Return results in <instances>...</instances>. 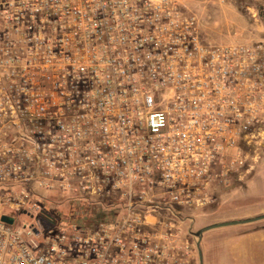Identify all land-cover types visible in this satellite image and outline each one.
I'll return each mask as SVG.
<instances>
[{
    "label": "built area",
    "instance_id": "obj_1",
    "mask_svg": "<svg viewBox=\"0 0 264 264\" xmlns=\"http://www.w3.org/2000/svg\"><path fill=\"white\" fill-rule=\"evenodd\" d=\"M203 23L191 0H0V264H194L186 221L264 139V37Z\"/></svg>",
    "mask_w": 264,
    "mask_h": 264
},
{
    "label": "rangeland",
    "instance_id": "obj_2",
    "mask_svg": "<svg viewBox=\"0 0 264 264\" xmlns=\"http://www.w3.org/2000/svg\"><path fill=\"white\" fill-rule=\"evenodd\" d=\"M191 4L203 18L204 33L213 43H247L257 41L255 36L264 37V14L255 20L240 2L219 6L215 0H191ZM249 154L254 167L243 172L241 179L233 178L228 186L219 188L216 204L186 221L189 237L195 245V232L204 226L221 222L220 219L227 216L264 209V139H260ZM44 203L65 209L68 202L57 198ZM14 221L15 216L8 223ZM201 248L204 264H264V219L206 231ZM194 264H200L197 246Z\"/></svg>",
    "mask_w": 264,
    "mask_h": 264
},
{
    "label": "water",
    "instance_id": "obj_3",
    "mask_svg": "<svg viewBox=\"0 0 264 264\" xmlns=\"http://www.w3.org/2000/svg\"><path fill=\"white\" fill-rule=\"evenodd\" d=\"M12 219H13V217L8 216V215H3L2 216V220L6 221V222H12ZM261 219H264V214H260V215L249 217V218L234 219V220H226V221L216 222V223L209 224V225L204 226L203 228L199 229L197 232H195V236L197 237L196 246H197V249H198L200 264H204L203 251H202V248H201V240H202V237H203V233L205 231H208V230H211V229H214V228H218V227L228 226V225L250 223V222L258 221V220H261Z\"/></svg>",
    "mask_w": 264,
    "mask_h": 264
},
{
    "label": "crops",
    "instance_id": "obj_4",
    "mask_svg": "<svg viewBox=\"0 0 264 264\" xmlns=\"http://www.w3.org/2000/svg\"><path fill=\"white\" fill-rule=\"evenodd\" d=\"M255 39L260 40V39H262V37H261V36H260V37L255 36ZM263 212H264V209H261V210L257 209V210L252 211V212L248 211V212H245V213H242V214H239V215L227 216V217H224V218L220 219V221L249 218V217L257 216L258 214L260 215V213H263ZM250 223H252V222H250ZM236 225H238V224H236ZM228 226H229V225H228ZM224 227H225V226H224ZM214 229H215V228H214ZM208 231H209V230H208ZM205 232H206V231H205ZM205 232H204V233H205ZM204 233H203V234H204Z\"/></svg>",
    "mask_w": 264,
    "mask_h": 264
}]
</instances>
